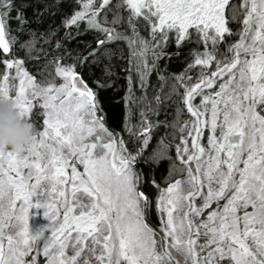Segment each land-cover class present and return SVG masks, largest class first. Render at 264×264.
I'll return each instance as SVG.
<instances>
[{"label":"snow or ice","instance_id":"6c2138e0","mask_svg":"<svg viewBox=\"0 0 264 264\" xmlns=\"http://www.w3.org/2000/svg\"><path fill=\"white\" fill-rule=\"evenodd\" d=\"M0 66L42 118L0 153V264H264V0H0Z\"/></svg>","mask_w":264,"mask_h":264},{"label":"clouds","instance_id":"9594fccd","mask_svg":"<svg viewBox=\"0 0 264 264\" xmlns=\"http://www.w3.org/2000/svg\"><path fill=\"white\" fill-rule=\"evenodd\" d=\"M37 130L21 116L14 102L0 95V153L23 155L34 143Z\"/></svg>","mask_w":264,"mask_h":264},{"label":"trees","instance_id":"16d2710c","mask_svg":"<svg viewBox=\"0 0 264 264\" xmlns=\"http://www.w3.org/2000/svg\"><path fill=\"white\" fill-rule=\"evenodd\" d=\"M126 15V12L124 13ZM142 27V25H141ZM233 28L236 27V25H232ZM144 35H146V33H142ZM88 39H91V36L88 37ZM238 39V37H232L231 40L234 41ZM196 47H201L202 46H198L196 44H188L185 51H187L188 49H192V48H196ZM126 50V49H125ZM14 52L17 53V55L19 56H23V53L19 51L18 48L14 49ZM36 62L35 61H32L30 63H28L26 65V67L28 68V70L32 73V74H36L37 73V68H36ZM184 68V64L183 63H180V62H173L172 63V71L173 72H180L182 71V69ZM0 70H2V66H0ZM51 70V69H49ZM120 71V74H121V79L119 80V87H120V95H124L125 91H126V81L124 80L123 76H124V73L122 70H119ZM155 80H156V77L155 75H153L152 77V81L153 83H155ZM137 95H139V92L136 93ZM152 95V92L151 90H149V96ZM119 98V97H118ZM175 99V98H174ZM123 104L119 105V106H114V107H111L110 110H109V113H120L123 111ZM172 109H169V112H171ZM39 113V109H35L34 110V113L33 115L30 117V118H27L29 122H32L36 128V130L40 129V126H41V123H42V118L41 116L38 114ZM163 115H161L160 119H163ZM171 119V116L169 117ZM184 118H187V117H184ZM134 123L136 122L135 119L133 121ZM117 131H119V129H117ZM164 129L161 128L158 132L155 133L156 136H159V135H162L164 133ZM126 135V134H125ZM155 143V138L153 139V144ZM152 223L153 224H156L158 223V221L156 220L155 218V215H153V220H152ZM39 260H40V264H44L45 263V259H43L41 256L39 257Z\"/></svg>","mask_w":264,"mask_h":264},{"label":"rangeland","instance_id":"374dc122","mask_svg":"<svg viewBox=\"0 0 264 264\" xmlns=\"http://www.w3.org/2000/svg\"><path fill=\"white\" fill-rule=\"evenodd\" d=\"M43 212L44 209H37V208H34L30 211V219H29L30 230L33 232V234L43 231L45 236H50L51 235L50 225L52 222L44 217ZM68 254L69 255L72 254L71 248L68 249ZM41 257L45 259L42 255ZM44 264H46V260Z\"/></svg>","mask_w":264,"mask_h":264}]
</instances>
